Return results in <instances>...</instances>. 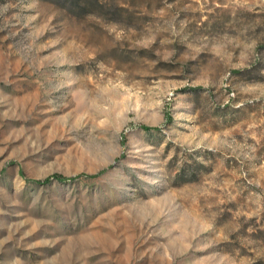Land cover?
<instances>
[{
	"label": "rangeland",
	"instance_id": "1",
	"mask_svg": "<svg viewBox=\"0 0 264 264\" xmlns=\"http://www.w3.org/2000/svg\"><path fill=\"white\" fill-rule=\"evenodd\" d=\"M0 264H264V0H0Z\"/></svg>",
	"mask_w": 264,
	"mask_h": 264
},
{
	"label": "trees",
	"instance_id": "2",
	"mask_svg": "<svg viewBox=\"0 0 264 264\" xmlns=\"http://www.w3.org/2000/svg\"><path fill=\"white\" fill-rule=\"evenodd\" d=\"M57 176V178H60L58 175H56ZM47 180H50V179H47Z\"/></svg>",
	"mask_w": 264,
	"mask_h": 264
}]
</instances>
